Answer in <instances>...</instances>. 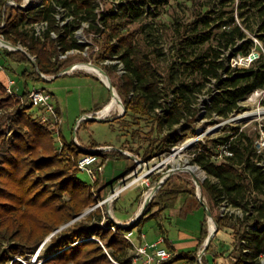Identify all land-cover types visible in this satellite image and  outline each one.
<instances>
[{
  "label": "trees",
  "instance_id": "16d2710c",
  "mask_svg": "<svg viewBox=\"0 0 264 264\" xmlns=\"http://www.w3.org/2000/svg\"><path fill=\"white\" fill-rule=\"evenodd\" d=\"M7 1L0 0V24L5 22L0 34L14 46L26 48L35 57L40 72L45 75H58L69 66L67 63L72 56L62 61L58 58L60 53L85 49L74 38V31L83 22H90V30L106 36L98 59L119 60L124 66L125 72L120 76L118 86L113 84L124 100L126 112L123 117H148L157 123L160 132L167 131L159 149L145 152V159L157 157L179 141L176 139L177 133L173 132L175 126L183 123L187 127L195 123L200 109L194 107L180 90L175 91L178 95L164 114L157 112L163 107L165 91L161 88L155 62L136 42L135 34L124 32L126 22H122L124 18H138L145 13L138 5L122 6L121 14H98L96 0H46V5L27 10L6 6ZM14 1L20 4L23 0ZM146 1H150L149 5H155L160 0ZM254 1L253 7L264 17V0ZM59 7L67 11L66 17H74L72 24H59L55 16ZM146 12L150 14L149 10ZM42 21H46L48 26L39 37L30 25ZM96 22L101 26L96 25ZM199 22L208 23L204 19ZM229 24L230 31L222 32L227 38L226 44L220 47L232 46L235 47L234 55L249 56L253 42L246 40V34L233 18ZM52 33L56 34V39L52 38ZM207 36L198 34L201 43H205ZM258 37L264 45V21ZM237 40L242 41V44L238 45ZM221 55V50L209 48L202 50L190 62H185L186 67L204 81L217 80L218 93L212 97L207 110L211 115L215 114L225 120L244 110L241 102L252 93L264 90V54L253 60L249 67H232L221 60ZM10 56L19 62L29 61L20 51ZM119 63L114 66L103 65L102 68L110 75L119 69ZM34 71L38 74L36 69ZM206 82L198 84L199 92L206 87ZM0 97L2 105H14L16 108L9 116L13 127L12 137L7 140L4 132L0 131V264H31L30 255L35 254L48 237L98 204L100 199L96 191H101L100 177L93 184L79 177L83 172L78 169L77 161L90 153L82 150L75 141L67 142L64 137H61L63 148L59 152L54 131L35 118L27 97H24L27 103L20 99L14 101L7 95V87L2 81ZM245 137L236 134L225 138H207L205 143L197 145L191 163L206 173V179L200 180L201 193L203 199L207 196L213 205L208 207L218 224V231L233 220L220 213V206L225 200L243 210V218L229 225L233 230L234 251L238 254L233 264H261L259 259L264 254V173L255 161V140L245 142ZM231 140L230 149L234 156L223 161L214 160L213 156L220 153L218 149ZM90 148L99 146L93 145ZM95 154L101 156L105 153ZM163 176L164 173L157 174L149 179L158 183ZM196 192V187H183L173 184L169 179L157 195L163 202L174 203L177 197L179 199L186 194V212H180L181 217H186L188 211L204 208L196 198ZM105 195H101V198ZM154 206L152 202L138 226L150 218ZM215 209L217 212H214ZM206 221L202 225L203 234ZM103 223L114 225L98 206L54 234L43 245H49L47 251L51 255L40 264H131L134 245L125 237L131 230L116 226V231H113L103 228ZM182 257H175L165 264H173Z\"/></svg>",
  "mask_w": 264,
  "mask_h": 264
},
{
  "label": "rangeland",
  "instance_id": "374dc122",
  "mask_svg": "<svg viewBox=\"0 0 264 264\" xmlns=\"http://www.w3.org/2000/svg\"><path fill=\"white\" fill-rule=\"evenodd\" d=\"M15 2L17 3V1ZM254 2V0H160L155 5H149L150 1L146 0H126L124 2L118 0H96V8L100 14H108L110 12L121 14V7L129 4L138 5L140 9L145 11L138 18H124L122 22H126L124 32L135 34L136 42L155 62L156 70L162 83L161 88L165 91L164 99L162 100L163 107L158 109L157 112L164 114L169 106L173 104L175 97L178 95L175 93L176 90L183 91L188 99L191 100L193 106L200 109V113L196 117L194 124L184 127L185 125L182 123L174 127L173 132L177 133L176 139L179 141L170 150L164 151L157 157L145 159L144 153L159 149L163 138L167 135V131L160 132L157 128V123L151 118H134L130 116L117 118L121 112L118 108H115L106 118L114 119V121L104 123L84 119L79 120L81 116L87 113L95 114V110L101 109L112 98L108 87L94 73L78 69L74 75L68 74L59 76L53 81H46L40 78L38 74H35L30 60L20 62L19 70L16 73H11L17 86L22 87L25 83V80L22 78V72L27 70L29 73H33L32 77L27 79L30 90L45 89L54 94L55 103L56 105L59 104L62 110L61 117L63 124L61 126V137H64L67 142H79L82 146L89 149L93 145H98L99 147L111 145L116 149L112 154L125 150L127 153L129 152L128 154L137 158V160L134 159V169L123 178H127L125 184L127 187L119 195V198L113 201L109 200L100 206L106 219L113 221V219L117 220V217H126L137 209L138 204L141 208L145 197L157 184L152 180L157 174L164 173L165 176L173 168L183 169L191 166L196 168V174L201 181L207 177L206 173L199 166L191 163L197 151V145L205 143L207 138H225L229 135L243 134L246 136L245 142H247L248 140L254 141L259 132L264 130V93L261 94V90L255 91L246 100L241 102L244 110L238 114H232L228 119L224 120L215 114L211 115L207 110L212 97L218 93L216 89L217 80L213 79L211 82H206L197 73L190 71L186 67V62H190L202 50H209V48L221 50V60L232 67L236 64H241L245 60L241 54L234 55L235 47H220L221 44H226L227 38L222 35V32L230 31L229 21L231 18L242 28L247 36L246 40L252 41L254 44L251 54L247 56L250 58V65L253 60L258 59L261 54H264V45L258 37L264 17L260 15L257 8L253 7ZM147 10H149L150 14L146 12ZM66 14L67 11H65V18L62 19H68L70 24H72L74 17H66ZM203 19L207 20L208 23L201 24L199 21ZM88 24L90 22H83L74 31V38H76V32L82 27L85 28L84 35L88 38L89 43H82L77 38L76 40L81 46H88V52L80 51L76 53L67 64L70 66L92 62L103 67V65L114 66L120 62L123 65L119 60L102 61L98 59V52L93 54L94 45H99L102 48L106 36L97 35L95 31L87 28ZM95 24L99 23L96 22ZM199 33L203 35L208 34L205 43L200 42ZM93 35L97 36L94 37ZM114 43H116V40ZM237 44L241 45L242 41L237 40ZM23 49L27 51L26 48ZM121 75L122 73L119 69L116 72L110 73L109 76L114 85L118 86ZM203 82H206V87L199 92L197 86ZM115 89L117 90L116 87ZM21 93H24L23 87ZM7 95L14 101L17 99L8 93ZM120 98L124 103L123 98L121 96ZM23 102L27 103L26 99H23ZM15 109L14 105L7 107L0 103V131L4 132L7 140L13 134V127L9 116ZM55 142L57 149H59L56 135ZM231 142L232 140L227 142V145H230ZM92 149L96 150L98 148ZM174 149H182L178 158L165 162L170 158ZM218 150L221 149L219 148ZM130 161H132V158L130 159L129 157H120L114 160V163L111 165L112 170L107 169L106 178H111L115 167V171L123 173ZM255 161H257L256 157ZM150 176L152 179H149ZM79 177L86 183H94L93 179L86 173H80ZM170 179L173 184L182 185L190 189L196 187L191 174L185 171L175 172ZM118 183L111 184L108 182L102 191H96V195L100 199L99 202L107 199L111 190ZM103 194L106 195L101 198ZM157 194L158 192L152 200L154 204L160 202V197ZM186 197V194L179 197L178 228L176 227L173 233L176 239L178 234V250L188 252L189 248L196 245L195 239L198 237L196 229L199 227L203 210L196 208L192 212L188 211L186 217H181L180 214L185 211L184 206L188 201ZM196 198L199 199L197 192ZM182 199L185 200L183 201ZM204 201L208 206L212 205L207 196H205ZM223 209V205H221V211L227 212L228 216L233 218L223 229H226L230 233L232 231L233 236V230L229 225H232V223L238 221L237 219L243 217V210L240 207H231L230 211H226L227 208ZM214 212H217V210L215 209ZM206 220L204 236L207 235L208 237L210 221L208 218ZM151 228L149 222L144 221L140 226L133 229L134 239L140 236L141 230L145 231L143 234L148 233L150 236L158 233V229ZM206 238L202 241V247ZM224 238L225 234L220 231L216 234L214 241L211 242V248L218 240L221 242L220 251H227L231 245ZM44 243L35 254L30 255L31 264H40L51 255L47 251L49 245L44 247ZM234 250L230 255L231 257L229 256L231 261H234V258L238 256ZM134 252L135 250L131 254H134ZM131 264H135L134 258Z\"/></svg>",
  "mask_w": 264,
  "mask_h": 264
},
{
  "label": "built area",
  "instance_id": "2783aa9c",
  "mask_svg": "<svg viewBox=\"0 0 264 264\" xmlns=\"http://www.w3.org/2000/svg\"><path fill=\"white\" fill-rule=\"evenodd\" d=\"M46 4H47L46 0H23L22 3H20V4H17L14 0H8L6 3V6L20 7L24 10H27L31 7L44 6ZM28 5H30V6L28 8H25ZM5 9H6V7H5ZM65 11L66 10L64 8L59 7V8H57V11L55 14V16H56V18H57V20L61 26H64V25L69 23L68 19H62V18H65ZM96 12L98 14H100L99 11H96ZM61 15H63V17H61ZM47 26H48V24L46 21H42V22L34 23V24L30 25V27L35 30L36 35L39 37H41L42 34L47 30ZM4 27H5V22H1L0 29H3ZM87 28H89V24L87 25ZM84 30H85L84 27L79 29L76 32V38L80 39L79 41H81L82 43H89L88 38L84 35ZM97 35H93V36L96 37ZM51 36L53 39L57 38L55 33H52ZM0 38L4 39L2 36H0ZM0 45L4 46L9 51H16L14 48L3 45L1 42H0ZM19 47H21V46H19ZM88 50H89V47L86 46L83 51L88 52ZM79 52H80L79 50H71V51H68L65 53H60L58 58H59V60L63 61V60L68 59L70 56H73ZM97 52L98 53L100 52V47H99V45H94L93 54H95ZM244 59L245 60L243 62H241V64L239 63V66L249 67L250 66V58L244 57ZM119 71L122 74L125 72L123 65H121L120 63H119ZM69 73H71V72H69ZM57 76H59V74L58 75H45V74H43V79L44 80L45 79L52 80V79L56 78ZM14 84H15L14 81H10L9 85L7 87V93L11 96L15 95L14 90H13ZM263 93H264V90H261V94H263ZM19 99L23 101L24 98H19ZM27 101H28L29 105L32 107V109H34L35 118H37L40 123L48 125L54 131V133L57 137V140L59 142V149L58 150H59V152H61L62 148H63V143L61 141V134H62L61 133V126L63 124V120H62L60 111L58 110L56 104L53 101L52 94L45 89L30 90L27 94ZM100 116H102V115L100 114ZM103 118H106V117H103ZM76 144L82 150L89 149V148L82 146L79 142H76ZM253 149H254L255 157L257 159L256 164L264 173V130H261V132H259L257 138L255 139V141L253 143ZM96 150H98L97 152H103V153H113L116 151V149L111 145L101 146ZM233 156H234V153L230 149V145L226 144L221 148L220 153H218V155L213 156V159L216 161H223L226 158L233 157ZM77 167L81 172L89 175L93 179V181H95L98 178V176H100L104 171V165H103V163L100 162L99 156L95 153H92L89 155H84V156L80 157L79 160L77 161ZM205 179H206V177L203 180H205ZM126 187L127 186L124 185L123 187H121L120 189H118L117 191L112 193L109 197L112 196L113 200L118 199L119 195L125 190ZM109 197L105 200L100 201L96 207L102 206L105 202L108 201ZM221 205H223V208H224L223 210H225L227 208L226 211H230V208L233 207L231 204H229V202L227 200H225ZM220 213L222 215H228L227 212L224 213L221 211V206H220ZM102 225H103V228H105V229L110 228L113 231H116V226H117L116 224H114L113 226H107V224L103 223ZM125 237L129 241H131L132 230L127 232L125 234ZM142 237H143V235H142ZM162 242H163V240H160V242L154 243L152 245H145V246L136 247L135 253H134V255H135L134 256V262H136L138 260H142L143 264H165V263H168L169 261H171L174 257V254L172 252L168 251L166 248L160 247L159 244H161ZM150 249H152L151 252L149 251ZM202 250H203V248L199 251L197 258H196L198 264H203V261H204V255L205 254H202ZM259 260H260L261 264H264V254L260 256ZM186 264H192V263H186Z\"/></svg>",
  "mask_w": 264,
  "mask_h": 264
},
{
  "label": "crops",
  "instance_id": "0c3cea01",
  "mask_svg": "<svg viewBox=\"0 0 264 264\" xmlns=\"http://www.w3.org/2000/svg\"><path fill=\"white\" fill-rule=\"evenodd\" d=\"M0 36L3 37L2 34H0ZM14 52H18V51H9L4 46L0 45V81H2L4 83V85H6V87H8L10 81H14L15 82V84L13 85V90L15 93L14 97L19 99V98L27 97V94L30 91V89L28 87V82H27V79L29 77L27 75H30L32 73H29L27 70L22 72V78L25 80L24 81L25 83H24V86H22L24 88V93H21L22 87L17 86L15 79L12 78V76H11L12 72L16 73L19 70V63H20L19 61L14 60V56H13V58H12V56H10V54L14 53ZM34 69H35V67H34ZM75 73H77V72L74 71V72L63 74L60 76H64V75H68V74L74 75ZM58 77L59 76H57L56 78H58ZM56 78L52 79L51 81L55 80ZM52 97H53V101L55 103L54 94H52ZM110 100H111V98L101 109L95 110V113L99 112L101 114V111L105 108V106L107 104H109ZM56 106H57L58 110L60 111V113H62V110H61L59 104ZM32 112H34V109H32ZM110 113L107 115H103V114H101V115H103V117L107 118L110 115ZM89 114H93V113H87L86 115H89ZM83 116H85V115H83ZM83 116H81V118ZM120 157H127V158L129 157L131 159L130 156L125 155L123 153H120V154L105 153L104 155L99 156L100 162L103 163V165H104V171L100 175L101 191L104 189V186L108 182H110L111 184H114L115 182H120L121 180H123L125 175L129 174L134 169L133 165H134L135 161L132 158V161L128 162V166L124 170L123 173L121 171H115L116 170V167H115L113 169V174H111V178H106L107 169L112 170L111 169L112 163H114V160H117ZM185 199H182V200L184 201ZM178 200L179 199L177 197V199L175 200L174 203L171 201L163 202L162 200H160V202L156 203L154 208L150 211V218L147 219L146 221L149 222L150 226L152 227L151 229H158V233H156L154 236H150V234H148V233L143 234V232H145V231L141 230L140 236L137 239H134L135 236H134V233L132 230L131 242L133 243L134 250H135L136 247L145 246V245H152L154 243L160 242V240H163V242L161 244H159L160 247L166 248L168 251L172 252L174 254L173 258L178 257V256H183L180 260L176 261L173 264H186V263L198 264L196 258H197L199 251L203 248L202 247V241L204 240L203 239L204 234L202 233V225L204 223V220L207 219V213H206L205 208H203L202 209L203 214L200 217L199 227L196 229V232H198V237H197V239H195L196 245H194L192 248H189L188 252H186L185 250L180 251V250H178V234H177V239H176V237L173 233V230L176 227L178 228ZM139 209H140V207L138 204L137 209H135L131 214H129L126 217H117V221L122 223V224L129 223L136 216ZM220 231H222L225 234L224 239L229 241L231 246L229 247V249H227V251L222 252V251H220L221 242H219L217 240L213 244V247L211 248V246H210V248L205 253L203 264H233L234 263L233 260L232 261L230 260L231 259L230 255L234 249V239L232 236V231H231V233L228 232L226 229H222ZM220 231H218L217 234ZM142 235H143V237H142ZM215 236H214V238H215ZM214 238L212 241H214ZM149 251L151 252L152 249H150ZM140 262H142V260L136 261L135 264H139ZM141 264H143V263H141Z\"/></svg>",
  "mask_w": 264,
  "mask_h": 264
},
{
  "label": "water",
  "instance_id": "95a60500",
  "mask_svg": "<svg viewBox=\"0 0 264 264\" xmlns=\"http://www.w3.org/2000/svg\"><path fill=\"white\" fill-rule=\"evenodd\" d=\"M30 5L26 6L25 8H28ZM0 42L7 46V45H10L11 47H13L16 51H20L22 53H24L28 58L29 60L31 61L32 65L35 67V69L37 70V73L40 77L43 78V73L40 72V70L38 69V65L36 63V59L34 57H32L27 51H25L22 47H18V46H14L13 44H11L10 42L0 38ZM87 64L97 68L98 70H100L109 80V85H107L104 80L98 76V78L108 87V89L110 90L111 92V95L114 94V90H115V87L112 83V80L110 78V76L108 75V73L100 66L96 65V64H93L92 62H88ZM77 64H73V65H70L68 67H66L63 71H61L59 73V76L60 75H63V74H66V73H69V72H73V71H76L78 70L76 68ZM96 75V74H95ZM46 81H51L49 79H45ZM122 107H123V111L117 116V118H120L122 116L125 115V106H124V103L122 102V100L120 99L119 100ZM90 120V121H94V122H111V121H114V119H106V118H103L102 116H100L99 112H96L95 114H89V115H85L83 116L80 120ZM188 146V145H187ZM187 146H184V147H187ZM86 151H88L90 154L92 153H96L98 150H95V149H87ZM121 152L120 153H123L125 155H128L130 156L131 158L133 159H136L134 156L130 155L127 153V151L125 150H120ZM175 151L172 150V154L173 152ZM179 151H182V149H179ZM164 163V162H163ZM191 168H195V167H191V166H187L183 169L181 168H173L171 169L168 174H166L164 177L161 178V180L150 190L149 194H147V196L145 197L144 199V202L143 204L141 205V208L140 210L138 211V213L136 214V216L127 224H122L120 222H118L117 220H114L113 219V222L114 224H116L117 226H120V227H123V228H127L129 230H133L134 228H136L139 224V222L141 221V219L144 217L146 211L148 210L153 198L155 197L156 193L163 187V185L171 178V176L175 173V172H178V171H185V172H188L191 174L192 178H193V181L195 182V185H196V188H197V194H198V197H199V200L202 204V206L205 208L206 210V213H207V218L209 219L210 222H213L214 223V230L211 231V229L209 230V235L208 237L206 238L205 240V243H204V246H203V250H202V254H205L214 238V236L217 234L218 232V224L217 222L214 220L213 218V215L208 207V205L206 204V202L204 201L203 197H202V193H201V182H200V179L198 177V175L196 174V172L192 171ZM196 169V168H195ZM126 181H127V178L121 180L116 186L115 188H113V190H111V192L109 193L108 197L114 193L115 191H117L118 189H120L121 187H123L125 184H126ZM97 206V205H96ZM93 207L92 209L86 211L84 214L78 216L77 218H75L72 222L62 226L61 228H59L57 231H55L50 237H48V239L45 241L48 242L49 239L54 235L56 234L57 232L61 231L62 229H64L65 227L69 226L70 224H72L73 222H75L76 220H78L79 218L85 216L86 214H88L91 210H93L94 208ZM44 243V244H45Z\"/></svg>",
  "mask_w": 264,
  "mask_h": 264
},
{
  "label": "bare ground",
  "instance_id": "6f19581e",
  "mask_svg": "<svg viewBox=\"0 0 264 264\" xmlns=\"http://www.w3.org/2000/svg\"><path fill=\"white\" fill-rule=\"evenodd\" d=\"M7 46L8 47H11L10 45H7ZM11 48H13V47H11ZM76 68L77 69H82V70H85V71H88V72H91V73H94V74L100 76L107 85H109V83H110L109 80H108V78L100 70H98L97 68H95V67H93V66H91V65H89L87 63H79V64H77ZM120 99L121 98H120L117 90L115 89L114 90V94L112 95L111 101L109 102V104L106 105V107L104 108V110L101 111V114L107 115V114H109L115 108H118L119 111L122 112L123 111V107H122V105H121V103L119 101ZM180 152L181 151H179V149H175V151L170 156V158H168L165 162H169V161L175 160L176 158H178ZM191 170L194 171V172L197 171L195 168H191ZM109 200H113V197L112 196L109 197L108 201ZM214 228H215L214 223L213 222H210V229H211V231H213Z\"/></svg>",
  "mask_w": 264,
  "mask_h": 264
}]
</instances>
